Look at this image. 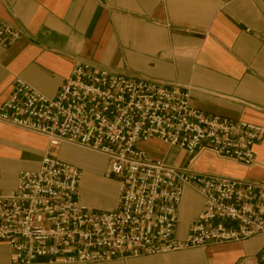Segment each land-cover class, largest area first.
<instances>
[{
    "label": "built area",
    "instance_id": "obj_1",
    "mask_svg": "<svg viewBox=\"0 0 264 264\" xmlns=\"http://www.w3.org/2000/svg\"><path fill=\"white\" fill-rule=\"evenodd\" d=\"M19 38L0 21V48ZM189 102L188 90L80 63L53 99L16 78L0 106V124L43 136L52 147L106 158L118 198L111 211L90 210L78 197L80 171L45 154L36 171L19 173L14 191L0 194V243L8 246L11 264H99L253 237L262 239L257 262L264 264V181L193 169L202 156L254 166L253 148L264 128L202 114ZM150 140L183 151L189 161L173 167L149 159L138 144ZM186 190L200 198L201 209L187 236L177 240Z\"/></svg>",
    "mask_w": 264,
    "mask_h": 264
},
{
    "label": "crops",
    "instance_id": "obj_2",
    "mask_svg": "<svg viewBox=\"0 0 264 264\" xmlns=\"http://www.w3.org/2000/svg\"><path fill=\"white\" fill-rule=\"evenodd\" d=\"M0 21L20 34L16 42L0 48V106L11 96L16 78L53 99L80 63L94 72L188 90L196 111L264 128V0H0ZM139 145L152 151L155 146L166 152L176 149L179 160L172 164L155 159L173 167L189 161L183 151L156 140ZM63 148L104 158L67 145L52 147L43 136L0 124V194L14 191L19 173L36 171L45 154L77 168L64 157ZM253 153L256 164L249 168L202 156L193 169L259 183L264 181V139ZM90 171L86 178L81 173L77 190L81 203L93 211L113 210L117 181L102 180ZM109 192L115 200L98 204ZM188 199H194L193 207L187 206ZM200 209V198L186 190L174 238L187 236ZM261 246L262 239L253 237L99 264H258ZM0 264H11L3 243Z\"/></svg>",
    "mask_w": 264,
    "mask_h": 264
},
{
    "label": "rangeland",
    "instance_id": "obj_3",
    "mask_svg": "<svg viewBox=\"0 0 264 264\" xmlns=\"http://www.w3.org/2000/svg\"><path fill=\"white\" fill-rule=\"evenodd\" d=\"M144 144V143H143ZM139 147L144 150L146 153H148L152 158L155 159H164L169 161L171 164L177 160H179L177 156V152L175 150H170L166 152L162 148L155 146L154 151L147 149L145 146L139 145ZM62 153L64 157L70 158L72 161H74L75 166L77 169L82 173L83 177L86 178L88 174H91V169L95 170L99 177L102 180H115L113 177L108 175L107 172V159H99L98 157H95V155H88L81 151H77L75 149H62ZM56 158V157H54ZM109 192L107 195L103 196L101 199L98 200V204L100 205H110L112 201L115 200V194H111ZM187 206L193 207L195 205L194 199H188L186 200ZM97 205V202H96ZM98 206V205H97ZM101 209V208H100ZM36 261H45L43 258H39Z\"/></svg>",
    "mask_w": 264,
    "mask_h": 264
}]
</instances>
